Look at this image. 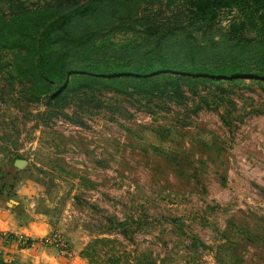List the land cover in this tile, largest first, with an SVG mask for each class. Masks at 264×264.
Segmentation results:
<instances>
[{"label": "rangeland", "instance_id": "374dc122", "mask_svg": "<svg viewBox=\"0 0 264 264\" xmlns=\"http://www.w3.org/2000/svg\"><path fill=\"white\" fill-rule=\"evenodd\" d=\"M149 1L141 14L193 17L179 0ZM66 2L0 0V205L49 228L21 241L80 264H264V80L192 79L172 96L161 81L78 73L51 98L57 81L36 72L35 56L50 9L87 0ZM98 15H74L65 30L96 29L108 12ZM212 25L199 41L232 27L237 40L261 37L238 9Z\"/></svg>", "mask_w": 264, "mask_h": 264}, {"label": "trees", "instance_id": "16d2710c", "mask_svg": "<svg viewBox=\"0 0 264 264\" xmlns=\"http://www.w3.org/2000/svg\"><path fill=\"white\" fill-rule=\"evenodd\" d=\"M179 1L188 5L193 15L191 21L172 23L141 14L149 0H87L73 8L62 3L50 9L53 19L38 37L35 56L36 72L57 81L50 97L60 96L68 88L71 76L78 73L110 84L127 83L139 88L152 83L151 89H155L161 81L162 85H173L165 89L172 96H183L180 82L192 79L264 80V0ZM224 8L247 14L249 24L259 27L261 37L237 40L232 27L219 40L210 37L207 43L199 41L195 31H212L213 21ZM101 9H106L108 15L104 21H98L96 29L90 27L77 35L65 30L74 15L81 19L96 17ZM118 29L125 38L114 40L111 32ZM250 54L254 55L252 64L244 60Z\"/></svg>", "mask_w": 264, "mask_h": 264}, {"label": "crops", "instance_id": "0c3cea01", "mask_svg": "<svg viewBox=\"0 0 264 264\" xmlns=\"http://www.w3.org/2000/svg\"><path fill=\"white\" fill-rule=\"evenodd\" d=\"M49 232L46 224L20 223L13 210L0 205V264H80L76 258H67L51 244L30 246L21 241L23 237L40 238ZM7 235H10L7 241Z\"/></svg>", "mask_w": 264, "mask_h": 264}, {"label": "built area", "instance_id": "2783aa9c", "mask_svg": "<svg viewBox=\"0 0 264 264\" xmlns=\"http://www.w3.org/2000/svg\"><path fill=\"white\" fill-rule=\"evenodd\" d=\"M45 240H47V241H49V242H50V241L52 240V238H51V237H48V238H47V239H45ZM43 241H44V240H43ZM32 244H33V243H32ZM32 244H31V245H32Z\"/></svg>", "mask_w": 264, "mask_h": 264}, {"label": "clouds", "instance_id": "9594fccd", "mask_svg": "<svg viewBox=\"0 0 264 264\" xmlns=\"http://www.w3.org/2000/svg\"><path fill=\"white\" fill-rule=\"evenodd\" d=\"M227 23H228V22H227V21H225V22H224V26H227Z\"/></svg>", "mask_w": 264, "mask_h": 264}]
</instances>
